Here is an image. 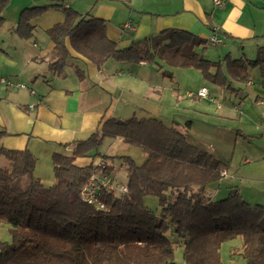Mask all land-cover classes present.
Returning a JSON list of instances; mask_svg holds the SVG:
<instances>
[{"label":"trees","instance_id":"obj_1","mask_svg":"<svg viewBox=\"0 0 264 264\" xmlns=\"http://www.w3.org/2000/svg\"><path fill=\"white\" fill-rule=\"evenodd\" d=\"M64 1L23 9L14 29L19 38L34 39L32 20L48 10L62 12L63 21L46 30L54 45L48 66L56 74L71 65L79 79L83 77L71 62L69 42L98 67L109 59L129 65L160 60L174 68L198 70L223 90H233V82L242 83L257 70L258 85L264 89V45L257 46L252 59L224 57L222 63L202 56L205 41L170 29L118 49L107 37L103 19L64 8ZM7 3L0 0V14ZM5 134L0 130V220L9 225L10 242L0 241V264H175L178 247L183 264H221V245L235 238L241 239L244 264H264V206L247 203L235 187H228L223 199L206 196L208 186L219 187L220 172L227 165L191 144L174 126L151 116L110 118L87 139L74 142L70 155L53 154L52 185L33 176L36 159L28 150L2 147ZM115 138L138 148L143 163L99 152L105 139ZM86 157L99 158L102 172L121 166L127 193L99 191L102 209L83 200L81 189L98 171L91 164H74ZM19 178H24L21 184L15 182ZM147 197L155 200L156 212L146 206Z\"/></svg>","mask_w":264,"mask_h":264},{"label":"crops","instance_id":"obj_2","mask_svg":"<svg viewBox=\"0 0 264 264\" xmlns=\"http://www.w3.org/2000/svg\"><path fill=\"white\" fill-rule=\"evenodd\" d=\"M7 1L0 14V78L25 88L0 86V130L6 133L1 145L7 150H28L36 159L33 176L41 183H55L53 154L70 155L74 142L99 131L106 120L151 116L174 126L191 144L227 165L226 177L218 188L225 182L227 189L235 187L247 203L264 206V89L259 87V79L233 82V90L184 85L181 93L179 82L161 66L129 65L109 59L98 67L77 54L69 42L66 47L71 62L83 77L79 79L71 65L56 74L48 66L54 45L46 30L63 21L62 12L48 10L32 20L34 39H21L14 29L23 9L58 0ZM93 1L94 13L88 14L105 21L107 37L118 49L170 29L186 31L205 41L204 52L209 46H219L208 42L211 34L222 40V47L226 45L223 42H228L225 48L229 50L244 43L239 49L248 44L256 52L258 45H264V0H220V4L212 0ZM72 3L65 0L62 6L73 9ZM125 23L133 29H125ZM224 57L231 59L229 52ZM200 88H206L214 101L198 97ZM107 140L102 154L127 156L138 165L143 163L144 156L138 148L126 145L121 138ZM95 159L77 158L74 164L86 167ZM3 164L0 158V166ZM113 172L115 177L126 175L118 165H113Z\"/></svg>","mask_w":264,"mask_h":264},{"label":"rangeland","instance_id":"obj_3","mask_svg":"<svg viewBox=\"0 0 264 264\" xmlns=\"http://www.w3.org/2000/svg\"><path fill=\"white\" fill-rule=\"evenodd\" d=\"M72 4L74 6L73 9L77 10L78 12L82 13L83 15H86L88 13L93 14L94 13V6L96 5V4H94L93 0H73ZM119 5H120V7H124L122 2H119ZM52 14L60 17V14L58 12H53ZM52 14H49V15H52ZM49 15L46 17H49ZM223 44L227 45L229 43L223 42ZM240 45L244 46V43L243 44L242 43L236 44L235 48H233L232 50L231 49L229 50L227 47L225 48V46L222 47V45L221 46L219 45L217 47L209 46L206 48V50L202 56L204 58L212 60V61L220 60L221 62H224L223 59H224V56L227 54V52H229V56L231 59L240 58L242 56H246L249 59L254 58V56H255L254 49L249 48L248 44L245 47H243V49H239ZM151 66L152 67L161 66L163 70L170 72L173 75V78H174L173 80L176 83L179 82L177 84H180L178 89H180L181 93L184 92V87H183L184 85H188L189 88H192L193 86H195V88H197L199 85H204L209 89L218 90V88L214 87L213 85H211L210 83L205 81L201 77V74L194 69H191V70H182L181 69L180 70L178 68H174L172 66H169V65L161 62L160 60H156L155 63H151ZM179 73H181L179 75V78H181V80H178V74ZM191 73H194V75H195V82L192 81L193 79L191 78V75H193V74H191ZM251 78L253 81L258 80L257 70L252 71ZM107 142H108V140L106 139L104 144H102L103 146L100 147L99 151L101 153H104L106 151V145H107L106 143ZM97 160H99V158L95 159L94 163H93V166L95 168L98 167L97 165H95ZM108 162L110 163V161H108ZM108 162H106V164H109ZM105 173L108 174L109 179L113 182V183H111L112 185H118V184L126 185L123 182L124 178L115 177L116 175L114 176V172H113V174H112V172H110V173L105 172ZM23 180H24V178H19V179H16L15 182L21 184V182H23ZM86 184H88V181L86 182ZM85 185L83 187H85ZM226 186H227V184H225V182H222V185L220 186V188H218V189L216 188L217 189L216 194L213 193L214 186H208L205 189V195L210 197L212 200L223 199L227 196V193H228ZM216 189H214V190H216ZM111 192L119 193L116 189L112 190ZM145 203H146V206L152 212L157 211L156 202H155V200L152 199V197H147L145 200ZM8 230H9L8 223L5 222L4 220H0V241L10 242V234H9ZM240 249H241V239L240 238H235L233 240H230L228 242L223 243L220 247V250H219L221 264H244L243 260L240 257V254H239ZM174 262H175V264H183L182 249L180 247L175 249Z\"/></svg>","mask_w":264,"mask_h":264},{"label":"built area","instance_id":"obj_4","mask_svg":"<svg viewBox=\"0 0 264 264\" xmlns=\"http://www.w3.org/2000/svg\"><path fill=\"white\" fill-rule=\"evenodd\" d=\"M215 4H220V0H212ZM125 29L132 30L133 26L130 23H125L123 25ZM208 42L212 45H220L222 44V40L216 36L215 34H211L208 38ZM0 86L5 87L7 89H13V88H25L24 85L13 82L11 80H8L6 78H0ZM197 96L201 98L208 99L209 101L213 102L214 99L208 96L207 89L206 88H200L197 91ZM98 167V171L96 173H93L90 178L88 179V184L85 185L81 189V197L83 200L88 202L89 204H94L98 209H102L103 205L97 201L96 195L101 190H107L108 192L116 189L120 194L127 193V186L126 185H112L113 183L109 177L108 174L101 171V168H104V165L100 160H97L95 163ZM220 175L222 177H226V172L223 170L220 172Z\"/></svg>","mask_w":264,"mask_h":264}]
</instances>
